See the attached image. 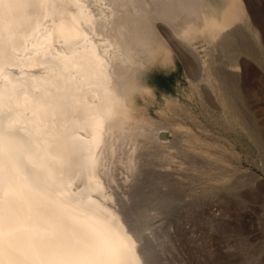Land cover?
Segmentation results:
<instances>
[{
	"label": "bare ground",
	"instance_id": "bare-ground-1",
	"mask_svg": "<svg viewBox=\"0 0 264 264\" xmlns=\"http://www.w3.org/2000/svg\"><path fill=\"white\" fill-rule=\"evenodd\" d=\"M179 60L190 95L236 117L264 73V0H0V264L175 263L156 219L228 163L141 102Z\"/></svg>",
	"mask_w": 264,
	"mask_h": 264
},
{
	"label": "rangeland",
	"instance_id": "rangeland-1",
	"mask_svg": "<svg viewBox=\"0 0 264 264\" xmlns=\"http://www.w3.org/2000/svg\"><path fill=\"white\" fill-rule=\"evenodd\" d=\"M261 71L264 69L259 75ZM147 80L155 91L154 96L145 94L141 98L149 113L162 124L170 118L184 121L209 141L210 144L197 143L201 152L205 150L215 158L219 154L218 158L228 161H211L215 169L195 177L187 188L189 196L177 200L178 205L175 203L170 212L174 215L168 213L156 219V224L179 234V244L175 243L168 252L175 262L170 264H264V73L259 76V84L252 86L256 96H251L250 104L240 108L233 118L221 114L217 100L202 102L190 95L191 87L180 60L177 66H157ZM167 95L177 102H168ZM202 159L203 155L197 161L202 163ZM206 176H211L210 180H205Z\"/></svg>",
	"mask_w": 264,
	"mask_h": 264
}]
</instances>
